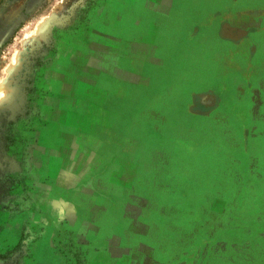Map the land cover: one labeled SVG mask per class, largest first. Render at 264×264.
<instances>
[{"label": "crops", "instance_id": "1", "mask_svg": "<svg viewBox=\"0 0 264 264\" xmlns=\"http://www.w3.org/2000/svg\"><path fill=\"white\" fill-rule=\"evenodd\" d=\"M105 2L92 37L54 39L33 161L18 164L32 196L0 213V252L20 251L17 264H244V170L264 168V0ZM178 2L193 8L175 36L234 91L235 110L196 64L172 61Z\"/></svg>", "mask_w": 264, "mask_h": 264}, {"label": "rangeland", "instance_id": "2", "mask_svg": "<svg viewBox=\"0 0 264 264\" xmlns=\"http://www.w3.org/2000/svg\"><path fill=\"white\" fill-rule=\"evenodd\" d=\"M102 3L103 0H50V2L49 0H0V39L6 40V47L0 50V60L9 63L19 49L22 38L26 40L28 37L35 36V29L40 23H43L60 7L65 9L56 20L60 26L54 27L47 40H42L34 51L30 50V54L25 57V68L23 67L21 75L11 80V87L19 88L13 107L0 110V213L3 211L9 212V215L17 213L32 196L33 186L28 184L31 181L29 171L26 167L20 171L18 164L22 160L25 165L33 161L30 156L32 138L29 132L34 129L32 117L42 112L36 100L41 101L43 98L44 87L41 86L45 75L43 72L49 65L55 46L54 39H63L67 34H76L83 38L87 35L85 39H89L92 19L96 17ZM176 5V8L172 10L173 14L171 13L170 18H167V21L174 20L169 25L170 33L174 37L179 32L183 21L190 16L189 12L193 8L191 3L184 6L178 2ZM201 5L202 3L195 7H201ZM64 17L69 19L64 22ZM177 39L180 50L175 52L172 61L182 68L191 69L196 64L199 67L198 74L201 80L205 77L209 79L211 87H216L225 102L226 100L233 102L234 105L231 107L235 110L238 102L234 91L219 90L222 86L221 78L216 77L217 81L214 83L212 77L210 78L208 74L206 76L205 73L208 70L204 71L207 68L203 62L204 54L184 49L185 46L181 42L185 41L181 38ZM209 54L207 51L208 56ZM172 61L169 59L166 63L168 70L173 66ZM2 75L0 73V76ZM189 76L190 80L194 79L193 74ZM184 80L187 79L180 80L182 85L179 91L180 100H183L187 92ZM191 84L195 85L193 82ZM196 86L202 87L200 83ZM177 115L180 117L178 136L181 137L187 129L184 126L187 123H183V114L180 115L177 112ZM182 140L184 139H179V141ZM255 155L258 156L257 153ZM244 198H246L244 200V264H264V168L244 170ZM234 242L240 243L239 238H236ZM29 251L27 249L24 258L30 256ZM18 252L20 251L16 249L0 252V264H17ZM19 255L23 254L19 253ZM246 259L249 263H246Z\"/></svg>", "mask_w": 264, "mask_h": 264}, {"label": "clouds", "instance_id": "3", "mask_svg": "<svg viewBox=\"0 0 264 264\" xmlns=\"http://www.w3.org/2000/svg\"><path fill=\"white\" fill-rule=\"evenodd\" d=\"M64 11L65 9L60 7L56 12H53L43 24L35 29V36L28 37L26 40L23 38L21 39L20 47L16 52V64H11L8 61L0 60V73L3 74L0 76V86H3L6 84V82L11 81L22 67L24 58L30 54V50L34 51L42 40H47L54 27L60 26L58 23H56V20L58 17H60V13ZM67 19H69V17H64L63 21L66 22ZM5 47L6 40L2 38L0 39V50H3ZM16 95L17 89L15 87L11 90L10 95L2 87H0V110L11 108V106L15 103Z\"/></svg>", "mask_w": 264, "mask_h": 264}, {"label": "flooded vegetation", "instance_id": "4", "mask_svg": "<svg viewBox=\"0 0 264 264\" xmlns=\"http://www.w3.org/2000/svg\"><path fill=\"white\" fill-rule=\"evenodd\" d=\"M105 2V0H103V3ZM106 2H109V0H106ZM106 2H105V4H106ZM112 2V0H110V3ZM107 5V4H106ZM109 5H111V4H109ZM109 5H107L108 7H110ZM102 7V6H101ZM102 8H106V6H104V7H102ZM99 9V8H98ZM98 11V10H97ZM95 16V15H94ZM108 17V14H107V12H105V15H103V16H99L98 14H96V17H94L93 19H92V27H91V29H92V31L90 32V36L89 37H92L94 34H96V32H95V26H94V21H100V22H102V23H104V21H105V23H108V19H104V18H107ZM223 18H224V15L222 14V13H216V14H214L212 17H211V21L212 22H214V21H218L219 22V25H220V27L222 28V24H220V22L223 20ZM234 33H236V32H234ZM220 36H221V38L224 40V41H229V42H235V41H237V40H235L236 39V36L235 37H233L234 38V40H233V38L231 37V38H229V37H225L226 36V33H222L221 32V34H220ZM85 38H87V35L85 36ZM255 69L251 72V75H254L255 74ZM37 101V104L38 105H40V103H39V99L38 100H36ZM38 109H39V107H38ZM43 112V111H42ZM39 113L41 114V112H38L37 114H34V116L32 117V123H33V130H35L36 129V127H37V123L36 122H34L33 120L39 115ZM32 130V131H33ZM252 144V146H251V148H250V155L251 154H253L254 153V151L256 152V149H255V147H253V143H251ZM255 146V145H254ZM22 163H23V160L21 161V165H22ZM21 185H22V183H20Z\"/></svg>", "mask_w": 264, "mask_h": 264}, {"label": "bare ground", "instance_id": "5", "mask_svg": "<svg viewBox=\"0 0 264 264\" xmlns=\"http://www.w3.org/2000/svg\"><path fill=\"white\" fill-rule=\"evenodd\" d=\"M44 23V22H43ZM43 23H40L38 26H37V28L41 25V24H43ZM16 60H17V57H16V54H15V56H14V58H13V60H12V62H11V64H16ZM24 63H25V58H24V62H23V65H22V67L20 68V70L18 71V73H17V75L15 76V77H19V75H21L20 73H21V71H22V69H23V67H24ZM25 68V67H24ZM14 77V78H15ZM13 78V79H14ZM0 87H2L7 93H9V95H10V93H11V90L13 89L12 87H11V81H8V82H6V84L5 85H3V86H0ZM18 87V86H17ZM16 87V89H17V95H16V97L18 96V93H19V88H17ZM14 105V104H13ZM13 105L11 106V108L13 107Z\"/></svg>", "mask_w": 264, "mask_h": 264}]
</instances>
